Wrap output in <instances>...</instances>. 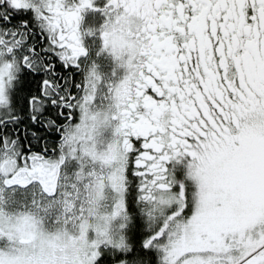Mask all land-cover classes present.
<instances>
[{
	"label": "snow or ice",
	"instance_id": "6c2138e0",
	"mask_svg": "<svg viewBox=\"0 0 264 264\" xmlns=\"http://www.w3.org/2000/svg\"><path fill=\"white\" fill-rule=\"evenodd\" d=\"M0 264H264V0H0Z\"/></svg>",
	"mask_w": 264,
	"mask_h": 264
}]
</instances>
